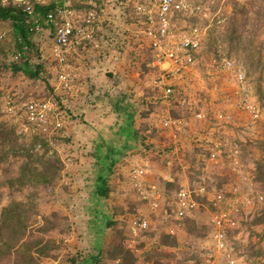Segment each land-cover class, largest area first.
<instances>
[{
  "label": "rangeland",
  "instance_id": "374dc122",
  "mask_svg": "<svg viewBox=\"0 0 264 264\" xmlns=\"http://www.w3.org/2000/svg\"><path fill=\"white\" fill-rule=\"evenodd\" d=\"M192 2L203 6L198 20L210 25L208 45L211 52L204 57L206 61L203 63L202 56H194L190 76L177 82V86L185 90L184 94L172 101L165 99L163 93L150 91H153L154 86L161 87L162 84L156 83L158 72L145 74L144 63L150 57V52L142 49L140 45L136 46L138 43L130 31L122 30L119 33L118 41L122 43L119 44L108 37L112 35V31L102 27L98 34L103 38L104 49L80 52L81 56L70 62L74 85L87 83V80L90 84L93 79L79 78L78 74L83 76L85 72L101 73L104 62L99 59L104 58V52L118 53V63L122 71L136 75L134 80L138 84L135 88L137 91L125 94L134 106V126L139 134L134 142L136 146L128 151L123 146L124 134L119 131V126L124 121L117 117L109 102V96H116L119 92L123 93V90L107 89L98 93V88H94V91L88 88L71 94L60 91L50 93L48 84L52 86L57 82L54 67L49 63L47 73L42 75L47 82L43 78L31 79L24 73H15L5 68L0 71V85L6 86V91L14 92L27 100L51 99L56 107L70 116L64 141L51 147L49 152H46L45 147L34 152L37 155H33L32 160L24 154L14 157L13 153L4 159L9 145L14 146L11 141L6 146L0 141V208L7 206L12 200L30 204L31 208L34 205L36 211L29 217L31 231L36 237L43 236L45 245L49 240L57 242V247L49 245L50 253L40 260L43 261L41 263L71 264V260L77 255L100 254L101 264H123V261L129 262L132 259L135 260L132 264H228L225 256L216 248L210 226L211 210L205 204L194 213L187 228L175 240H170L175 241L174 247H161L170 221L167 219L169 204L178 188L173 185L166 189L165 182H179L181 186H187L190 185L189 180L198 182V176L210 172L216 184L220 180V184L228 185L227 192L230 190L235 196L234 200H226L223 207L234 210L239 219L238 226L241 227L238 238L232 240L236 264H264V211L254 207L247 208L243 213L240 204L247 194L264 190V141H261L264 140V0ZM121 12L114 11L109 14L121 23L124 21ZM234 14L236 17H233ZM182 17L176 22L175 30H189L195 26L194 20ZM124 23L130 24L134 31L135 23L131 20ZM1 31L5 33V42L2 44L5 52L2 59L11 63L12 54L16 51L14 29L10 23H2ZM33 39L35 42L39 41L36 36ZM32 56L33 65H36L38 56ZM215 56L230 60L251 74L253 94H257L252 95L251 101L261 109L260 121L254 122L245 111L236 106L232 95L237 84H234L231 77L225 75L216 79L213 75L214 70L207 64ZM48 72L53 75H48ZM1 93L0 91V97ZM61 98H64V104ZM203 110L213 117L221 111L220 114L229 119L228 123L231 122L240 129L239 132L229 129L228 123H223L217 131L214 129L206 132L211 140L216 132L221 133L223 138L230 135L234 139L244 131V136L241 135L243 155L239 164L236 159L232 163L227 162L226 166L220 164L218 172H213L214 162L206 160L204 165V154L197 151L199 143L194 140L197 131L202 128L197 121V115ZM167 119L180 120L181 124H178L181 128H165L164 122ZM6 120L0 104V121L7 122ZM163 137L175 144V150L168 158L157 156L156 151L150 152V147H147L148 144L160 146ZM96 143L113 146L121 152V156L118 155V164L110 175V198L106 202H98L94 212L91 210L95 206L92 192L97 167L89 155ZM45 153L47 156L43 158ZM81 154L87 156L84 163L79 157ZM57 160H61L63 169L50 186L37 183L21 186L17 181L23 166L35 164L33 166L38 168L49 161L51 164ZM80 166L82 170H77ZM139 167L147 171L148 185L166 195V201L155 210L141 202L132 188L131 172ZM260 172L261 175L258 176ZM235 190L237 194L233 193ZM54 215L57 217L53 218ZM139 215L147 221L148 230L141 232L136 242L127 241L125 245L126 234L130 236L131 233L129 226L123 229L124 224L120 220L125 219L128 224L131 218ZM46 217L52 220L50 224L56 225V228L43 235L41 228L48 226L44 220ZM108 221L115 222L116 226H109ZM130 246L136 248L135 253L130 251L131 253L121 256V250L129 252ZM6 262L7 259L0 260V264Z\"/></svg>",
  "mask_w": 264,
  "mask_h": 264
},
{
  "label": "built area",
  "instance_id": "2783aa9c",
  "mask_svg": "<svg viewBox=\"0 0 264 264\" xmlns=\"http://www.w3.org/2000/svg\"><path fill=\"white\" fill-rule=\"evenodd\" d=\"M33 1L41 5H48L53 1L56 4L61 2L60 0H49V2L47 0H0V7L12 3L13 6L23 10L26 16L24 22L26 27L32 36L39 38L37 43L40 44L42 61H45L46 66L48 63L51 64L56 72L57 83L53 85L54 91H60L64 94L76 92L70 62L75 60L77 56H81L80 52L89 53L103 49L104 41L98 33L105 26L114 35L116 31L118 34L122 30L123 32L130 31L136 38L135 42L142 49H147L150 52L151 61L147 66L158 69L156 83L162 84L161 87H158L161 88L164 98L169 99L175 92L173 87L177 85V82L190 76L194 60L192 54L200 56L203 41L210 28L208 25L204 28L196 26L189 30H175V25L171 22L173 13L178 12L183 15L201 13V7L194 8L185 0H151V5H144L138 0H128V2L124 0H63V5L51 10L44 19H41L35 12ZM131 1L134 3L133 13L140 18L135 23L134 31H132L130 24L124 23V21H129L130 14L125 11L123 5ZM114 11H122L123 22L119 23L116 18H111L109 13ZM3 37L4 34H0V41ZM113 42H117V40L113 39ZM46 52L47 55L43 54ZM32 55H30L31 59L34 58ZM21 57L22 55L18 53L12 59L19 61ZM205 61L202 58L201 63ZM207 66L214 70L213 75L216 79L225 75L232 78L234 84H237L232 95L236 106L245 111L254 122L260 121L261 109L251 101L252 95H255L252 84H250L243 68L220 57H213L208 60ZM227 79L228 77H226ZM0 91L2 92L0 97L2 112L9 123L18 128L20 134L26 138L41 137L51 147L58 146V139L66 133L69 117L67 114L65 115L60 108L56 107L51 99L30 98L23 101L22 97L17 94L6 91L3 85H0ZM61 99L62 104H64V98ZM220 112L218 111V116H214L215 119L228 123L227 116L224 117ZM197 121L203 124L200 131H197L194 136L195 142L212 141L206 136V132L208 130L214 131V129L210 126L208 114L204 110L198 113ZM178 123L181 124V121L167 119L164 122V127L171 129L177 126L181 128ZM220 147L221 144H216L215 148L211 150L212 162L219 163L217 149ZM42 149L43 143L38 142L34 151L39 152ZM146 173L147 171L142 167L132 170V188L137 192L141 202L147 203L152 210H155L166 201V195L148 185ZM194 193L207 195L208 201L219 210L211 213V223L215 228L212 235L216 248L225 256L228 264H236L237 258L230 250L228 232L235 231L238 222L234 210L224 209L225 200L222 193L213 194L199 186L195 188L190 185L181 186L169 204L170 211L167 213V219L171 220L172 224L166 232L171 236H178L186 227L185 220L194 217V213L200 208V203L194 198ZM233 193L237 194V191L235 190ZM240 204L244 211L247 208L253 209L257 205L264 206V192L247 194ZM128 228L131 233V238L128 241L134 243L141 232L148 230V223L142 215L134 216L130 219Z\"/></svg>",
  "mask_w": 264,
  "mask_h": 264
},
{
  "label": "trees",
  "instance_id": "16d2710c",
  "mask_svg": "<svg viewBox=\"0 0 264 264\" xmlns=\"http://www.w3.org/2000/svg\"><path fill=\"white\" fill-rule=\"evenodd\" d=\"M58 4H56L54 1L50 2L48 5H41L37 4L36 2L33 1V6L35 8V12L41 19H44L48 13L56 9L57 7H61L63 5V0H60ZM128 2V0H124ZM144 5H150L151 2L149 0H138ZM186 2L190 3L194 8L201 7L203 8L202 4L200 3H193L192 0H185ZM123 7L125 8V11L130 14V19L131 22L136 23L140 20L139 17L136 16V14L133 13L134 11V3L133 1L129 3H124ZM183 16V17H182ZM25 13L21 8H17L13 6L12 3H8L7 6L0 7V34H4V37L2 41H0V71L5 69H9L10 71H13L15 73H24L26 74L29 78L31 79H38L41 80L43 78V73H47V66L45 64V61H42L41 59V51H40V44L35 42L33 40L34 36L31 35L29 32V29L25 25ZM187 18L190 20H194L196 22L195 26H199L201 28H204L208 26L207 23H202L198 19L200 18V15L195 14V15H188V14H181L178 12L173 13L171 17V22L173 25L176 24V22L179 20V18ZM233 17H236V14H234ZM116 18V17H115ZM117 19V18H116ZM119 20V19H117ZM2 23H10L14 29V39H15V48L16 51H14V54L20 53L22 55L21 59L19 61H11L7 62V60L2 59V55L4 54V47L2 44L5 42V33H2L1 27ZM117 35V36H116ZM120 34L117 33L114 35L108 36L110 37V40L113 42V39H116L118 43V36ZM209 36H210V30L208 29L206 37L203 41L202 44V51L200 56L202 58L206 57L207 54H209L211 51L209 50ZM119 44H122L119 42ZM105 47V43L103 44ZM113 46V45H112ZM136 46H139V44H136ZM103 47V49H104ZM102 49V50H103ZM121 49V48H120ZM15 50V49H14ZM104 52V51H102ZM31 54L37 55V64L33 65V61L30 58ZM111 54V53H110ZM109 53L104 52L102 55L103 57H106L110 55ZM101 55V56H102ZM193 56L194 53L192 54ZM217 55V54H216ZM12 56V57H13ZM215 57H220L221 56H215ZM229 58V57H228ZM150 57L147 58V61L144 63V67L146 68V72H158V69L156 68H148V63H150ZM50 75L52 72H48ZM53 75V74H51ZM247 78L250 82V73H246ZM47 82L44 78L42 79ZM250 84H252L250 82ZM50 85L48 91L54 92L55 88L52 84L49 83ZM175 92L173 93L172 97L169 98L171 101L179 96L180 94H184V89L180 86H174L173 87ZM5 89H8L5 86ZM151 92H158L162 94V91L160 87L154 86L153 91L150 89ZM14 93V92H12ZM15 94V93H14ZM121 94V95H120ZM109 96V95H108ZM257 96V94H255ZM109 102L111 104V107L114 111V113L117 115L118 118H121L124 123L119 127V131L121 130L122 134H124L125 141L123 143V146L125 150H130L133 149L136 146V143H134L137 140L139 131L135 129L134 127V121H135V109L133 104H131L128 96L125 93H120L116 96H109ZM22 100L25 101L27 100L26 98L22 97ZM0 104L2 105V102L0 101ZM3 114V112H2ZM3 116H5L3 114ZM209 122L211 123V127L217 131V128H221L222 125H224L222 121L214 119L212 115H209ZM70 118V116L68 117ZM5 121H0V141L3 145H8L10 144V141L13 143L12 146L9 145V149L7 148V152L4 154V159H6L8 154L13 153L14 157L17 155H26L30 160H32L33 155H37V153H34L35 145L38 142L43 143V147H45L46 152H49L51 149V146L49 143L45 140L40 138H37L36 136H33L31 138H26L23 134H20L18 128L14 125H11L8 120ZM202 126V122H200ZM229 124V125H228ZM227 127L229 129L238 131L240 129H237L233 123H228ZM200 126V127H201ZM200 131V130H198ZM244 131L241 132V135L244 136ZM221 133L216 132L215 137L213 136L212 141L208 142H201L198 145L197 151H201L202 154L205 158L204 159V165L205 161L207 160L208 162H211V150L215 148L216 144H221V147L218 150V161L219 163L216 164L215 162L212 164L214 167L213 172H218V166L220 164H224L226 166L227 162L232 163L236 159L237 163L239 164L241 162V158L243 155V142H241L242 136L238 135L237 138L232 139L231 136L229 135L226 138H223ZM66 135V134H65ZM63 136L62 138H59L57 141V145L60 144V142L64 141L66 136ZM264 141V140H261ZM162 143L160 146H155L153 144L147 145V147H150V152L156 151L157 156H165V157H170L171 154L174 152L175 147L169 139L162 138L160 140ZM103 144V143H101ZM99 143H96L95 146L93 147V150H91V153L89 155V158L94 159V165L97 167V173L95 176V186L94 190L92 192L93 195V203L95 206H92V211H94L95 207L97 208L98 202H106L109 200L110 195H111V187H110V175L113 173L115 167L118 164V155L121 156V152H119L116 148L113 146H109L107 144L101 145ZM44 149V148H43ZM201 149V150H200ZM194 155V153H193ZM47 153H45L42 157H46ZM87 157V156H86ZM85 157V158H86ZM83 161L82 163H84ZM92 163V162H90ZM33 165L35 164H30L23 166L21 175L18 178L19 184L22 185H27L30 183H37L40 185H45V186H50L53 184L55 178L60 175L62 171V163L61 160H57L55 162L45 163L43 164L42 167H34ZM204 171H206L204 169ZM261 175V172L258 174V176ZM225 178V177H223ZM221 178V179H223ZM199 181L197 182L196 180H189L190 186L192 188H195L196 186L199 187H204L208 192H211L213 194L217 193H222L224 200H234L235 196L230 193L231 191L229 190L227 192V186L224 183L216 184V180L213 179V177L210 175V172H204L203 175L200 177L198 176ZM196 181V182H195ZM195 182V183H194ZM173 185L178 186L180 189L181 185L178 182H165V188L167 189L169 186L170 188L173 187ZM177 190L179 191V189ZM176 190V192H178ZM259 192V191H256ZM255 192V193H256ZM260 192H264L260 191ZM229 196V197H228ZM194 198L200 203V207H202L204 204L210 208V226L212 227V233L215 231L214 226L211 223V213L212 212H218L219 210L214 207V205L208 201L207 195H198L197 193H194ZM224 201V205H226ZM144 203V202H143ZM205 207V206H204ZM255 207H258V209L264 211V206L263 205H257ZM257 209V208H256ZM98 210V209H97ZM209 210V209H208ZM35 210L34 205L27 204L24 202H18L17 200H12L7 206L3 207L1 209V214H0V260L3 261L7 259V262L5 264H41L40 261L42 258L47 257L49 255V245L53 244L56 246L57 242L55 240H49L47 241V245H45L44 237L43 236H38L36 237L34 233L31 231V226L29 224V217ZM95 212V211H94ZM242 212L244 213V209L242 208ZM98 213V211H97ZM236 216V215H235ZM53 218H56L57 216L54 215L52 216ZM45 223L48 224V226H43L41 228L43 235L49 233V230H53L56 228V225L50 224L52 223V220L50 218H44ZM193 220V218H187L185 220L186 227L190 223V221ZM236 220L238 222V217L236 216ZM124 226L123 229L125 230L127 226H129V222L127 224V221L120 220ZM126 223V224H125ZM172 221H169V226H171ZM239 224V222H238ZM109 226H116L115 222L108 221ZM168 226V227H169ZM210 227V228H211ZM241 227H237L235 231L228 232V239H229V245H230V250L234 253L233 251V246H232V240H235L239 236V231ZM164 238L161 241L162 248L164 247H174L175 246V241H170V240H175L177 236H171L169 235L166 231L164 232ZM140 237V236H139ZM139 237L137 239H139ZM126 240H125V245L126 242L131 238L129 234H126ZM130 250L129 252H126L124 249L121 250L122 255H126V253H135L136 248L129 247ZM128 248V249H129ZM131 251V252H130ZM128 261V260H127ZM135 260L132 259L129 262L123 261V264H132L134 263ZM121 263V261L119 262ZM71 264H101V258L100 254L98 255H89V256H84V255H77L71 260Z\"/></svg>",
  "mask_w": 264,
  "mask_h": 264
},
{
  "label": "crops",
  "instance_id": "0c3cea01",
  "mask_svg": "<svg viewBox=\"0 0 264 264\" xmlns=\"http://www.w3.org/2000/svg\"><path fill=\"white\" fill-rule=\"evenodd\" d=\"M120 56L118 53L110 54L109 57L106 56L104 58H100L99 61L104 62L102 65L103 67L101 68V73H96V72H85L82 76V74H78V77H84V78H89L92 77L90 84L88 83V80L86 81L87 83H81L80 85H75L76 90L79 91H85V89H94L97 90V92H104L107 89H112V90H123V93L126 92H134L137 91L135 88L138 87V84H136L134 80V76L129 74L128 72L122 71L121 67L119 66V58ZM119 58V59H118ZM73 61V60H72ZM122 71V72H121ZM125 74V75H124ZM134 81V83H133ZM93 90V91H94ZM123 125V123L120 124V126ZM86 127L88 125L85 124ZM119 126V127H120ZM135 127V126H134ZM81 160L84 161L85 156L84 154H81L79 156ZM83 158V159H82ZM82 161V162H83ZM77 170H82V167L80 166L77 168Z\"/></svg>",
  "mask_w": 264,
  "mask_h": 264
},
{
  "label": "clouds",
  "instance_id": "9594fccd",
  "mask_svg": "<svg viewBox=\"0 0 264 264\" xmlns=\"http://www.w3.org/2000/svg\"><path fill=\"white\" fill-rule=\"evenodd\" d=\"M216 164H218V163H216ZM1 209H2V208H0V213H1ZM0 217H1V216H0Z\"/></svg>",
  "mask_w": 264,
  "mask_h": 264
}]
</instances>
